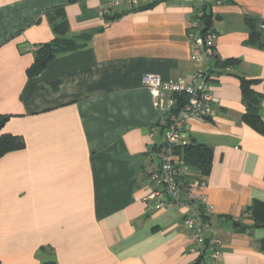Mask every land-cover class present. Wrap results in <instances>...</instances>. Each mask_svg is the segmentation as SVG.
I'll return each mask as SVG.
<instances>
[{"label":"crops","instance_id":"1","mask_svg":"<svg viewBox=\"0 0 264 264\" xmlns=\"http://www.w3.org/2000/svg\"><path fill=\"white\" fill-rule=\"evenodd\" d=\"M114 1L0 0V135L26 143L0 158V264L197 262L185 209L159 210L149 197L165 115L141 80H190L202 68L188 30L204 5ZM206 11L219 102L212 119L187 123L183 145L209 147L212 165L186 175L205 185L206 235L222 242L216 264H264V228L248 218L264 202V135L244 122L240 82L257 81L264 120V0H209ZM59 15L80 48L30 77L37 49L59 37Z\"/></svg>","mask_w":264,"mask_h":264},{"label":"built area","instance_id":"2","mask_svg":"<svg viewBox=\"0 0 264 264\" xmlns=\"http://www.w3.org/2000/svg\"><path fill=\"white\" fill-rule=\"evenodd\" d=\"M164 0H115V6H136L146 2ZM204 5L198 11L188 30V38L194 43L192 58L202 63L190 80H164L156 73L142 76V86L148 90L156 109L165 117L157 125L164 135L163 143L154 149L155 162L146 168L150 184V199L157 200L159 210L184 208V225L191 230L193 246L190 251L197 255L199 264H216L221 255V240L208 237L209 224L205 219L202 196L203 183H184L186 166L181 158H174L172 151L183 145L184 130L190 120H208L215 115L218 99L210 90L211 70L216 56L217 35L208 29L206 6L209 0H198ZM204 28V29H203ZM205 32V34H204ZM155 129L150 135L153 136Z\"/></svg>","mask_w":264,"mask_h":264},{"label":"trees","instance_id":"3","mask_svg":"<svg viewBox=\"0 0 264 264\" xmlns=\"http://www.w3.org/2000/svg\"><path fill=\"white\" fill-rule=\"evenodd\" d=\"M205 20L208 29H211V15H209L207 11ZM51 21L54 25V31L58 34L59 37L50 43L40 46L37 49L34 56V63L28 70V74L30 77L39 76L45 70L48 62L55 57L80 48L75 40L67 39L64 37L67 30V25L66 22L62 20V17H60V15L58 22L56 20V17H52ZM217 64L218 63L215 60L212 65L213 69L211 70L212 76L216 74ZM226 65L227 63H223L219 64L218 66L226 67ZM240 82L246 108L243 118L244 122L251 126L258 133L264 135V120L260 115L262 95L257 93L254 89V85L257 83V81L241 78ZM3 118L7 117H0V120ZM25 145V140L21 136L8 133L1 134L0 158L10 152L23 149ZM172 153L174 155L180 156L186 167L199 172L202 177L206 176L210 172L212 165V151L206 145H182L178 148H175ZM183 178L185 185L189 184L190 177L185 174ZM248 215V218L252 221V225H250L249 228H264V202L255 201L252 206H250ZM204 217L207 220V214ZM262 247L264 248V241L262 242ZM42 264H57V262L50 261ZM196 264H199V262L197 261Z\"/></svg>","mask_w":264,"mask_h":264},{"label":"water","instance_id":"4","mask_svg":"<svg viewBox=\"0 0 264 264\" xmlns=\"http://www.w3.org/2000/svg\"><path fill=\"white\" fill-rule=\"evenodd\" d=\"M6 122H7V118H3V119L0 120V130L4 127Z\"/></svg>","mask_w":264,"mask_h":264}]
</instances>
